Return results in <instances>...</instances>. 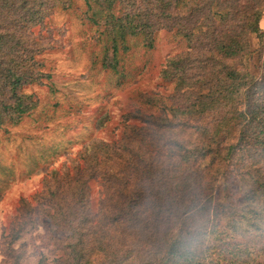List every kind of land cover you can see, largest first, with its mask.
Returning a JSON list of instances; mask_svg holds the SVG:
<instances>
[{
  "label": "trees",
  "instance_id": "trees-1",
  "mask_svg": "<svg viewBox=\"0 0 264 264\" xmlns=\"http://www.w3.org/2000/svg\"><path fill=\"white\" fill-rule=\"evenodd\" d=\"M221 1L85 0L103 28L110 67L129 38L151 46L161 29L187 49L161 70L173 86L168 104L158 113L130 112L120 139L92 145L72 198H42L54 206L43 212L71 229L65 264H263L264 5L251 7L240 35L232 32L239 8ZM60 4L70 0H0L2 123L37 106L23 87L50 75L34 29ZM250 31L261 38L255 72L245 63ZM95 178L93 200L88 181Z\"/></svg>",
  "mask_w": 264,
  "mask_h": 264
},
{
  "label": "rangeland",
  "instance_id": "rangeland-1",
  "mask_svg": "<svg viewBox=\"0 0 264 264\" xmlns=\"http://www.w3.org/2000/svg\"><path fill=\"white\" fill-rule=\"evenodd\" d=\"M225 1L240 10L233 19L240 26L232 29L240 35L246 32L251 7L264 5V0ZM94 18L85 0L55 7L45 26L34 29L47 47L38 59L50 77L23 87L37 106L16 123H2L0 116V264H65L69 258L62 255H67L63 251L71 229L43 212L54 206H46L42 198H72L78 187L75 172L90 166L92 145L120 139L130 112L158 113L168 104L173 86L161 70L187 49L185 41L166 29L155 32L151 46L141 36L129 38L127 49L119 50L115 67H110L112 53ZM259 29L264 30V13ZM259 36L260 31L247 35L252 56L245 63L253 72L263 61ZM98 182L88 181L93 200ZM258 254L264 261V251Z\"/></svg>",
  "mask_w": 264,
  "mask_h": 264
}]
</instances>
